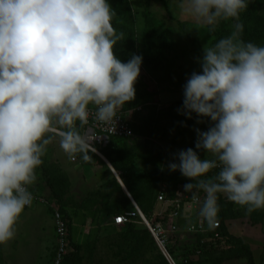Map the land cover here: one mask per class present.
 <instances>
[{"label": "clouds", "instance_id": "1", "mask_svg": "<svg viewBox=\"0 0 264 264\" xmlns=\"http://www.w3.org/2000/svg\"><path fill=\"white\" fill-rule=\"evenodd\" d=\"M247 7L248 0H178L182 16L210 30L239 21ZM114 16L109 0H0V245L33 203L29 186L47 146L58 137L69 158L89 160L95 139L80 129L90 115L116 123L117 110L136 98L143 56L117 57ZM242 32L235 23L196 58L199 71L186 77L177 112L207 130L194 127V148L167 164L191 181L183 191L209 230L220 194L246 214L264 209V46Z\"/></svg>", "mask_w": 264, "mask_h": 264}, {"label": "rangeland", "instance_id": "2", "mask_svg": "<svg viewBox=\"0 0 264 264\" xmlns=\"http://www.w3.org/2000/svg\"><path fill=\"white\" fill-rule=\"evenodd\" d=\"M109 2L115 11L112 25L117 34H122L113 49L115 54L127 61L132 53H136L143 56V63L135 85L136 98L123 106L134 136L128 140L112 139L113 143L106 150L112 151L127 177H138L135 188H139L137 196H140L146 219L152 227L153 224L161 226L166 250L175 264H250L249 254L252 264H264V209L246 214L244 208L220 194L217 226L209 230L199 217V206L190 204L191 194L183 191V186L191 181L180 172L167 169L176 152L194 148V127L207 130V124L195 123V116L188 120L177 112L182 106L186 77L199 71L196 58L202 56L205 45L211 47L229 35L237 22L243 24L241 35L264 46V0H248V7L240 14L239 21L222 20L214 30L182 16L178 0ZM75 157L81 161L84 171L87 170L86 174L95 165L90 159L83 160L80 154ZM42 170H45L43 164L36 170L37 179L29 187L40 199L50 204L56 202L58 208L64 209L70 224L71 242L75 244L74 253L66 264H167L152 234L147 230L149 237L144 239L137 233L147 229L140 217L134 219L133 230L113 227L106 234H89L86 242L76 244L83 234L78 213L79 193L75 191L77 185L71 187L69 184L66 199L54 201L56 191L47 193ZM107 175L105 171L104 178L93 186L86 200L98 203L116 192ZM59 189L58 184L56 190L59 192ZM161 191L166 200L159 203L157 197ZM43 193L46 196H42ZM173 201L180 203V215L169 219ZM149 203H153V208L161 205V213L154 215L151 211L148 215L146 206ZM37 208L36 212H32L33 208L29 212L24 210L14 238L0 245V264H51L52 236L43 240L40 253L37 246L48 231L52 209L42 203ZM173 226L175 231L171 229ZM29 253L33 254L31 260Z\"/></svg>", "mask_w": 264, "mask_h": 264}, {"label": "crops", "instance_id": "3", "mask_svg": "<svg viewBox=\"0 0 264 264\" xmlns=\"http://www.w3.org/2000/svg\"><path fill=\"white\" fill-rule=\"evenodd\" d=\"M109 152H110L111 159L116 162L117 160H116L115 155L112 153L111 150ZM98 157L101 161H97V160L94 161V158H93L95 165H93L91 170L88 172V174H86L87 170L84 171L81 161L80 160L78 161L77 157H74L75 160L72 161V158H69V156L60 148L59 139L57 137L50 145L47 146V151L44 157L42 158L43 159L42 164L44 165V169L48 170L46 171L48 177L49 175L53 176L50 179L54 178L57 180V176L58 177L62 176V180H63L62 183L66 184L68 182V184L64 186V189H59V192L61 191L63 195L62 199L64 198L66 199V193H67L66 189L69 184L72 185L71 187H73V184L78 186V187L76 186L75 191L79 193V212L78 213H79V216H81L80 224L82 225V228H83L82 237L76 243V244L79 243V245L88 240L90 236L89 234H98L99 232L101 234H106L112 231L113 227L119 228V226H115L112 222V218L113 216H115L114 214H116L118 209H121L123 212H132L135 210V208H138L139 211L142 213L141 208L134 201L133 197L130 195V193L127 191L122 181L120 180L119 173L115 171V169L112 167L110 162L103 155L102 157L100 156ZM107 169L110 171V173H108L106 177L110 179L113 176L119 183L120 187L122 188L123 193L122 192L118 193L116 191L109 199L104 197L103 199H100L98 203H96L95 200L92 202L86 200L85 199L86 195L92 191V188L96 183H99L101 179L104 178V172L107 171ZM45 170H42V174H41V177L43 180H45V177H43V171ZM114 172L118 174V178H116V176L114 175ZM104 183H105V179H104ZM29 188L32 189L31 192L34 195H36L34 189L31 187ZM46 190H47V193L48 192L50 193V189L48 187ZM42 196H46V195H44L43 193ZM117 203L121 204L120 208H119V204ZM40 204L41 203H34L31 207H26L25 211L29 212L33 208L32 212L34 211L36 212L38 211L37 207ZM34 207H36V209ZM160 210L162 211L161 205L159 206L155 205L152 212L155 215V214L161 213L159 212ZM42 212L43 211H41V213ZM67 212H69V209L67 210ZM51 222L53 224V220H51L49 223L50 226L47 231L49 235L47 233L44 234L42 236V239L39 245L37 246L39 253L42 250L43 240L44 239L46 240L47 238H49V236L50 237L52 236V241L55 246L54 227L51 224ZM69 236H70V242H71V230L69 231ZM74 245L75 244L71 242V246H74ZM32 256L33 254L31 255V253H29L28 258H30L31 260ZM51 257H50V262H51Z\"/></svg>", "mask_w": 264, "mask_h": 264}, {"label": "built area", "instance_id": "4", "mask_svg": "<svg viewBox=\"0 0 264 264\" xmlns=\"http://www.w3.org/2000/svg\"><path fill=\"white\" fill-rule=\"evenodd\" d=\"M140 110V109H139ZM82 134L90 135L94 141H92L93 148L90 152L101 155L99 150L101 148L106 147L110 140L112 139H123L128 140L134 136L133 129L130 123L127 120L126 114L121 109L117 110V122H113L112 124H103L99 123L94 119V115H90L88 124L80 129ZM75 159L72 158V161ZM30 191V190H29ZM31 192V191H30ZM32 193V192H31ZM33 195V203H42L47 206H50L52 209V220L54 224V240L55 246L51 257V264H64L67 256L72 252V246L70 242L69 236V228L67 218L61 213L58 208L57 203L50 204L47 200H42L38 196ZM204 195V194H203ZM203 195L201 196V200L203 199ZM188 202L194 206H199L195 203L191 196L188 198ZM159 202H164L166 197L164 192L161 191L157 197ZM31 205V206H32ZM29 206V207H31ZM141 212L138 208H135L132 212H123L122 214L116 215L112 218V222L115 226L122 227L126 224L132 222V219L136 216L141 218ZM180 215V203L178 201L172 202V209L168 214L169 219H176ZM149 223V222H148ZM149 232L154 237L161 254L165 258L167 264H175L171 256L168 254L165 246V238L162 233V228L159 224L154 225L153 227L149 223V228H147ZM173 231L176 230V227L173 226L171 228Z\"/></svg>", "mask_w": 264, "mask_h": 264}, {"label": "trees", "instance_id": "5", "mask_svg": "<svg viewBox=\"0 0 264 264\" xmlns=\"http://www.w3.org/2000/svg\"><path fill=\"white\" fill-rule=\"evenodd\" d=\"M131 7V9H132V6H130ZM133 10V9H132ZM241 38L245 41V42H251V40H250V38L249 37H247V36H244V35H241ZM121 110L122 111H125L124 110V108L122 107L121 108ZM133 129V128H132ZM115 140H118V139H115ZM111 143H113V141L112 140H110V142H109V144L106 146V147H104V148H101L100 150H99V152H100V154L101 155H103L109 162H110V164L112 165V167L115 169V171H117L118 173H119V177H120V180L122 181V183H123V185L125 186V188L127 189V191L130 193V195L133 197V199H134V201L138 204V206L141 208V211H142V213L144 212V208H143V205H142V202H141V199L139 200V198L138 197H140V196H137V192H138V190H139V188H138V190H136V185H137V181H138V177L137 176H133V177H131V178H129V177H127V175H126V173H125V170H121L120 168H119V166H118V161H113L112 159H111V157H110V152L109 151H107L106 149H107V147L111 144ZM88 155H89V159L91 160V162H94L96 159L94 158V157H96L97 158V160L98 161H101L100 159H99V157L98 156H96L94 153H92V152H89L88 153ZM93 158H94V161H93ZM46 171H48V170H45V171H43V174H44V177H45V181H46V184H47V186H48V188L50 189V192L52 193V191H56V193H55V200L54 201H56V200H58V201H61L62 200V198H63V195H62V193H61V191L60 192H58V190H56V186L59 184V186H60V189H64V186H65V184H63L62 182H63V180H62V176H57V180L56 179H50L51 177H53V176H50L49 175V177H48V175H47V173H46ZM107 172L108 173H110V171L107 169ZM61 177V178H60ZM111 180L113 181V183H114V185H115V189H116V191L118 192V193H121L122 192V188L120 187V185H119V183L117 182V180L112 176L111 177ZM60 183H61V185H60ZM62 186V187H61ZM29 190L30 191H32V189H30L29 188ZM123 193V192H122ZM53 195V194H52ZM117 204H119V203H117ZM120 205L121 204H119V208H120ZM146 209L149 211V214L148 215H150L151 214V211L153 210V203H149V204H147V206H146ZM172 209V208H171ZM59 210L61 211V213L66 217V214H65V212H64V209L63 208H59ZM123 213V211L121 210V209H118L117 210V212H116V214H114L115 216L116 215H119V214H122ZM143 215H144V213H143ZM114 217V216H113ZM137 217H139V216H136V217H134L133 219H132V222H130L129 224H126V225H124V226H122V227H128L129 229H131V230H133L134 229V226H133V221H134V219L135 218H137ZM144 217H145V215H144ZM67 218V217H66ZM146 218V217H145ZM67 221H68V228L70 229V224H69V220H68V218H67ZM148 221V220H147ZM149 222V221H148ZM147 230L148 229H146L145 230V232H142V233H140V231H137V233L138 234H142V238H146V237H149V232H147ZM149 231V230H148ZM73 248V251L67 256V258L65 259V261H64V264H66L67 263V261H68V259L70 258V256L74 253V246H72ZM249 261H250V264H252V260H251V256H250V254H249Z\"/></svg>", "mask_w": 264, "mask_h": 264}, {"label": "water", "instance_id": "6", "mask_svg": "<svg viewBox=\"0 0 264 264\" xmlns=\"http://www.w3.org/2000/svg\"><path fill=\"white\" fill-rule=\"evenodd\" d=\"M99 156L102 157V155H99ZM114 175L116 176V178H118V174L117 173L114 172ZM140 214H141V220H142V222L144 223V225L146 226V228H149V223H148L147 219L144 217V215L142 213H140Z\"/></svg>", "mask_w": 264, "mask_h": 264}, {"label": "bare ground", "instance_id": "7", "mask_svg": "<svg viewBox=\"0 0 264 264\" xmlns=\"http://www.w3.org/2000/svg\"><path fill=\"white\" fill-rule=\"evenodd\" d=\"M99 156V155H98Z\"/></svg>", "mask_w": 264, "mask_h": 264}]
</instances>
